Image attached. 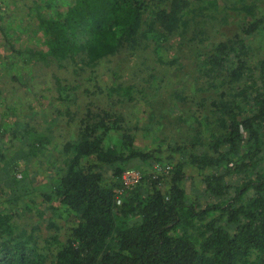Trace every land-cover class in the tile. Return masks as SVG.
Instances as JSON below:
<instances>
[{"label": "trees", "instance_id": "obj_1", "mask_svg": "<svg viewBox=\"0 0 264 264\" xmlns=\"http://www.w3.org/2000/svg\"><path fill=\"white\" fill-rule=\"evenodd\" d=\"M192 2L72 0L65 11L38 15L46 49L32 54L42 61L54 56L59 66L65 61L81 76L85 69L94 72L102 61L136 52L145 43L159 52L195 15L204 19L202 7L217 12V0H197V9L190 7ZM241 10L252 18L242 28L244 35L264 30V15L258 16L252 3L244 2ZM209 16L217 18L216 13ZM248 53L240 37L213 45L204 71L213 76L228 67L217 83V97L208 102L213 126L195 129L187 141L171 146L181 158L166 178L140 172L139 181L126 187L122 175L132 160L150 167L164 161L162 143L147 150L137 147L135 135L122 125L124 114L88 101L75 139L64 144V173L45 195L48 202L58 198L67 220L52 222L55 232L44 237L39 226L28 230L16 219L19 208L0 207V264H264V56L248 61ZM150 75L143 82L158 86V78ZM96 79L93 88H86L105 91L112 102L145 95L135 83L112 86ZM237 81V87L230 85ZM2 126L0 110V141ZM13 134L29 142L27 151L22 148L25 156L36 155L47 136L31 127ZM0 159L8 161L2 148ZM188 165L201 173L202 199L187 192ZM252 189L255 194L248 198Z\"/></svg>", "mask_w": 264, "mask_h": 264}, {"label": "rangeland", "instance_id": "obj_2", "mask_svg": "<svg viewBox=\"0 0 264 264\" xmlns=\"http://www.w3.org/2000/svg\"><path fill=\"white\" fill-rule=\"evenodd\" d=\"M71 2L0 0V110L3 125L0 149L8 157V163H2L0 159V207L13 211L19 208L21 216H16V219L26 224L28 230L39 226L44 237L55 232L52 222L64 224L67 220L58 198L48 202L45 195L51 194L64 173L63 147L67 141L75 139L78 119L88 101L124 114L122 125L135 135L137 147H148L147 150L162 143L164 161H157L150 167L140 159H134L129 165L139 174L155 171L156 175L166 178L181 158L170 150L171 146L187 141L195 129L207 131L213 126L214 117H209L208 102L217 97V83L226 76L228 69L227 66L218 69L213 76L209 75L210 70L204 71L207 68L204 63L213 45L228 38L240 37L249 50L248 61L257 62L264 56V30L244 35L242 28L252 18L241 10L244 2L252 3L258 16H263L264 0H217L218 8L214 6L217 12L214 8L206 11V7H202L204 19L195 15L187 29L181 35L176 33L172 36L169 46L159 52L154 51L153 43H145L136 52H124L102 61L95 73L87 68L78 76L75 67L71 64L66 66L65 61H60L61 67L54 56L49 55L47 60L42 61L32 54L34 50L46 49L38 15L52 16L57 11H65ZM196 4L197 0H193L190 7L199 8ZM191 13L193 11H188L187 16ZM212 13H216L217 18L209 16ZM150 74L158 78L159 87L156 84L147 87L143 82L151 79ZM97 77L104 85L114 86L116 83L124 87L135 83L136 88L144 89L145 95L134 101L112 102L105 91L90 92L86 88H93ZM78 80L80 83L77 86ZM238 84L241 82L230 83L235 87ZM224 88L225 85L222 90ZM66 92L71 96L69 99ZM113 94L117 96L118 93ZM135 94L139 95V90H135ZM206 99V103L202 102ZM20 126L31 127V130L47 135L36 155L25 156L29 142L24 144L26 141L13 134L14 129L20 130ZM111 135L118 137L116 131H112ZM17 161L15 171L9 168ZM155 164L159 167L156 168ZM8 168L11 170L9 176L13 181L15 178L14 182L8 178ZM184 170L188 194L202 199L201 173L191 165L185 166ZM109 171H106L107 181L111 176ZM254 194L252 189L247 197ZM51 204L54 208H48Z\"/></svg>", "mask_w": 264, "mask_h": 264}, {"label": "built area", "instance_id": "obj_3", "mask_svg": "<svg viewBox=\"0 0 264 264\" xmlns=\"http://www.w3.org/2000/svg\"><path fill=\"white\" fill-rule=\"evenodd\" d=\"M159 167V164L157 165ZM169 168V167H168ZM141 177V174H139L138 171L128 168L122 175L123 183L126 187H129L131 185H134L136 182L139 181ZM118 202H121V199L118 200Z\"/></svg>", "mask_w": 264, "mask_h": 264}]
</instances>
